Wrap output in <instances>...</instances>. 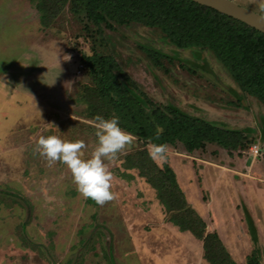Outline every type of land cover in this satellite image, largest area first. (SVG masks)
Returning <instances> with one entry per match:
<instances>
[{
	"label": "rangeland",
	"instance_id": "1",
	"mask_svg": "<svg viewBox=\"0 0 264 264\" xmlns=\"http://www.w3.org/2000/svg\"><path fill=\"white\" fill-rule=\"evenodd\" d=\"M233 1L264 16V0ZM82 18L68 5L44 27L29 0H0V264H210L203 241L170 223L157 191L128 168L150 143L132 135L104 161L114 196L102 205L76 191L65 164L35 150L41 135L82 140L83 158L96 147L97 121L81 99L92 84L80 66L85 52L115 57L157 105L241 134L228 149L168 145L155 163L173 169L206 232L217 233L238 264L255 251L252 226L264 264V104L207 49H179L136 23L101 31ZM150 51L162 55L157 63Z\"/></svg>",
	"mask_w": 264,
	"mask_h": 264
},
{
	"label": "trees",
	"instance_id": "2",
	"mask_svg": "<svg viewBox=\"0 0 264 264\" xmlns=\"http://www.w3.org/2000/svg\"><path fill=\"white\" fill-rule=\"evenodd\" d=\"M29 1L37 9L44 27H50L70 5L74 16H83L101 31L103 27L114 30L116 25L136 23L161 30L179 49H207L227 69L241 91L264 104V33L210 7L191 0ZM160 55L149 52L156 63ZM82 56L83 67L86 65L92 84L84 87L81 99L91 118L118 116L121 127L139 139L167 146L182 144L189 153L205 150L208 144L227 149L240 144V133L193 118L176 107L154 103L112 55L85 52ZM128 160V168L138 169L157 191L158 200L170 214L169 222L203 241L207 262L238 264L218 234L206 232L205 220L188 205L176 174L168 164L160 168L146 150L136 152ZM250 230L253 242L257 244L254 228L250 226ZM257 251L256 245L246 264H262Z\"/></svg>",
	"mask_w": 264,
	"mask_h": 264
},
{
	"label": "clouds",
	"instance_id": "3",
	"mask_svg": "<svg viewBox=\"0 0 264 264\" xmlns=\"http://www.w3.org/2000/svg\"><path fill=\"white\" fill-rule=\"evenodd\" d=\"M260 7L264 9V3ZM95 120L97 143L89 157L83 158L81 155L84 146L82 140L67 141L56 135H41L36 140L35 150L49 164L57 160L65 164L71 172L76 191L102 205L114 196L111 191L112 173L104 161L114 159L132 142L133 137L121 127L118 116L104 118L97 115ZM156 135H159V129ZM166 152V144L152 143L148 147V155L153 161L163 160Z\"/></svg>",
	"mask_w": 264,
	"mask_h": 264
},
{
	"label": "water",
	"instance_id": "4",
	"mask_svg": "<svg viewBox=\"0 0 264 264\" xmlns=\"http://www.w3.org/2000/svg\"><path fill=\"white\" fill-rule=\"evenodd\" d=\"M210 7L222 14L239 20L248 26L264 33V16L251 9L243 7L233 0H191Z\"/></svg>",
	"mask_w": 264,
	"mask_h": 264
},
{
	"label": "built area",
	"instance_id": "5",
	"mask_svg": "<svg viewBox=\"0 0 264 264\" xmlns=\"http://www.w3.org/2000/svg\"><path fill=\"white\" fill-rule=\"evenodd\" d=\"M81 56H82V55H81ZM80 66L82 67L83 64H80ZM251 150L254 152L255 155H258V153H259V149H258L257 146H253V147L251 148Z\"/></svg>",
	"mask_w": 264,
	"mask_h": 264
},
{
	"label": "flooded vegetation",
	"instance_id": "6",
	"mask_svg": "<svg viewBox=\"0 0 264 264\" xmlns=\"http://www.w3.org/2000/svg\"><path fill=\"white\" fill-rule=\"evenodd\" d=\"M263 140H264V132H263ZM259 154V153H258ZM255 244V243H254ZM257 244H258V242H257ZM257 244H255V246L257 245Z\"/></svg>",
	"mask_w": 264,
	"mask_h": 264
}]
</instances>
